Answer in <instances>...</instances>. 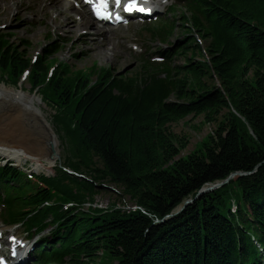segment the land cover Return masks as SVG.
<instances>
[{"label": "trees", "instance_id": "1", "mask_svg": "<svg viewBox=\"0 0 264 264\" xmlns=\"http://www.w3.org/2000/svg\"><path fill=\"white\" fill-rule=\"evenodd\" d=\"M190 9L184 31L198 33L206 48L188 35L171 51L184 58L179 65L143 63L112 81L97 64L60 68L47 82L55 43L35 64L30 82L55 105L64 160L37 182L13 165L1 166L0 184L12 222L32 220L63 235L50 253L58 263L264 264V0H196ZM26 53L11 35L0 36L5 79L16 83L30 63ZM93 76L98 82L90 86ZM189 115L221 119L183 157L189 139L172 125ZM234 172L246 175L165 218ZM109 184L125 196L117 201L128 206V198L140 209L84 208L109 192ZM71 200L79 208L65 210Z\"/></svg>", "mask_w": 264, "mask_h": 264}, {"label": "rangeland", "instance_id": "2", "mask_svg": "<svg viewBox=\"0 0 264 264\" xmlns=\"http://www.w3.org/2000/svg\"><path fill=\"white\" fill-rule=\"evenodd\" d=\"M12 1H13V5L10 4L12 3L10 0H0V24H8V25L12 24L10 25L9 28L5 29L4 31H0V33H8V32L13 33L14 37L12 41L15 44H20V47L23 50L27 51L26 55L32 56L35 51L39 52L40 50H42V48L46 47L49 44V42L46 40V35L48 34L53 35V33H55V35L52 36L53 40L55 41V39H58L59 35L56 34L57 32L60 33V30L55 32V29L57 28L55 27L54 21H57L58 23H63V21L69 16L68 9L67 10L62 9L61 7L56 8L58 9V12L60 13L62 12L63 14L59 18L54 19L53 14L55 9L40 10V8L41 5L50 6L51 1L53 2L55 0H12ZM6 5L12 6V9L11 11L5 13L3 10ZM37 13L39 14L36 16ZM34 19L38 21L37 24L33 23ZM136 30H138V28H136ZM80 31H82V29H79V32ZM135 32L136 31L134 29H130L128 31L121 30L118 35H114L113 40L109 38L108 41L104 42V44L106 45L104 48L105 52L101 51V49L103 48H98L96 50V53L94 55H91L90 57H87L86 53L84 52L85 44L89 43L90 41L80 42V40L78 39V35L76 37H70V38H65L64 35H62V38L64 40L66 39L68 43L64 44L62 51H59V53H57L58 60L61 59L64 62L70 63L72 68L75 70L87 69L90 66H92L94 62H98L100 67H104L106 65L112 66V68L117 72L127 68L128 72L133 73L134 71H136V68L140 66L138 60H136L134 56V53L128 48V42L131 41V38L138 36V35H134ZM196 35L197 34H195V36ZM90 37L92 38V36ZM141 38L143 41L148 43L151 47H153L156 50L165 48V46L161 42L157 40H152L148 35H143V37ZM183 38L184 35L181 33V31H178L177 34L173 35L170 39V44L172 45L171 47H175V45L178 44L181 40H183ZM25 40L29 42L26 45H25ZM202 43H205V41H202ZM183 62H184V58L177 57L174 59V64H181ZM5 82L7 83V85L4 82H1V87H5L7 89H11L14 91L16 89L21 90L20 87L15 88L14 85H12L9 80L5 79ZM29 88L30 86L28 82L24 83L23 84L24 90H22V94L24 96L25 94H29L31 97H33L35 99L36 105L40 107L41 110L43 111V115H45V117L53 127V131H55L56 135L58 136L59 142H61V144H59L58 154H60L61 158H63L64 152L62 146V139L60 138L61 136H63V134L62 132L57 133L56 131L57 125H54L53 123V115L55 114V112L50 106H47L41 100L40 95H38L35 92L30 93ZM230 109H231L230 112L234 111L232 107H230ZM220 119L221 117L219 118L218 122L208 123L205 121L203 115L198 116L196 118H194L193 115H189L185 119L173 124L172 130L176 134H179L180 136L186 135L187 138L189 139L188 147L181 152L180 156L184 157L185 155L194 152V149L197 148L198 144L200 145L201 142L207 139L209 135L214 134ZM9 158L11 157H4V156L1 157L0 155L2 164H11L18 168H22L27 172L36 174V176H39L41 174H45L46 176L53 175V169L46 167V163L43 160H42V167L37 168L36 162L31 158L22 157L20 163L16 162L15 160H11ZM237 173H242V172H237ZM244 175L246 174L244 173ZM220 182L216 181L214 183H210V184L208 183L201 190L202 191L204 189L207 190L208 188L206 187H210V186L216 187L215 189L209 191L212 192L224 185L222 184L218 186L219 184H221ZM109 187L111 189L108 190L109 192L107 191L102 192L96 197L95 202H93V206L95 208H100V209L103 208L110 209L112 208L113 205L112 203L115 201L117 202V204H115L116 206L123 207V209H126L127 206L124 207L122 202L120 203L117 201L119 200L118 199L119 197L121 196L125 197V196H123L120 192L114 189L115 185L109 184ZM209 192L202 193V195ZM197 197L198 195H196L194 199H196ZM124 200L123 201L125 202L126 205L134 206V204L130 202L128 198H125ZM193 202L187 204L184 208H181L184 206V204L180 207H177L174 212L176 214L181 213L188 205L192 204ZM88 206L89 204H87L84 208L87 209ZM172 216L173 215L170 214L167 215L165 218H170ZM165 218L156 221L163 222ZM9 229L15 232L20 230L17 228L15 229L9 228ZM102 264H118V262L114 261L113 259L104 258Z\"/></svg>", "mask_w": 264, "mask_h": 264}, {"label": "bare ground", "instance_id": "3", "mask_svg": "<svg viewBox=\"0 0 264 264\" xmlns=\"http://www.w3.org/2000/svg\"><path fill=\"white\" fill-rule=\"evenodd\" d=\"M10 1L13 5V1ZM7 5L3 10L5 13L12 9V6ZM58 7L67 9L68 5L62 0H55L50 6L41 5L40 9L51 10ZM54 24L56 28H61L67 37H76L79 29L84 26L83 23L73 20L71 15L63 23ZM106 37L113 40V35ZM105 46L99 40H92L85 44L84 52L90 57L98 48H103L101 51L105 52ZM25 96L21 92L1 87L0 84V155L11 157L18 163L22 157L31 158L36 161L37 168L42 167L43 160L46 167L53 168L61 142L41 108L36 105L35 99L29 94Z\"/></svg>", "mask_w": 264, "mask_h": 264}, {"label": "snow or ice", "instance_id": "4", "mask_svg": "<svg viewBox=\"0 0 264 264\" xmlns=\"http://www.w3.org/2000/svg\"><path fill=\"white\" fill-rule=\"evenodd\" d=\"M91 2V0H89ZM117 7L121 5V0H115ZM137 0H128V3L124 5L125 11H132L134 8H137ZM140 11H145L144 8H139ZM95 12L98 16H108V0H98V3L95 5ZM2 261V258H0Z\"/></svg>", "mask_w": 264, "mask_h": 264}, {"label": "water", "instance_id": "5", "mask_svg": "<svg viewBox=\"0 0 264 264\" xmlns=\"http://www.w3.org/2000/svg\"><path fill=\"white\" fill-rule=\"evenodd\" d=\"M237 175H244V173H236V172H235V173L231 174V175L229 176L228 179H226L225 181L220 182L221 184H219L218 186L227 183L229 180H231L232 178H234V177L237 176ZM218 186H217V187H218ZM206 188H208V189H207V190L204 189L203 191L201 190L200 192H198V197H199L200 195H202V193L209 192V191L215 189L216 187H214V186H210V187H206ZM193 201H194V200H187V201L185 202L184 206L181 207V208H184L187 204H189V203H191V202H193ZM178 212H179V211H178Z\"/></svg>", "mask_w": 264, "mask_h": 264}]
</instances>
